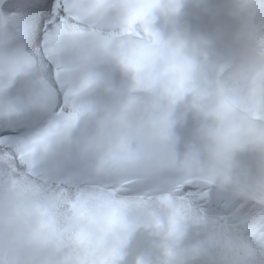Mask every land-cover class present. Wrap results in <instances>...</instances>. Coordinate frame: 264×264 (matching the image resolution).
<instances>
[{
	"label": "clouds",
	"instance_id": "9594fccd",
	"mask_svg": "<svg viewBox=\"0 0 264 264\" xmlns=\"http://www.w3.org/2000/svg\"><path fill=\"white\" fill-rule=\"evenodd\" d=\"M66 2L56 50L40 53L44 67L32 73L77 93L64 110L76 119L0 150V264H122L137 232L151 243L134 264H170L173 222L195 230L233 219L239 203L242 182L225 183L226 150L250 144L251 117L264 113V0H192L218 21L225 49L215 60L176 23L188 0ZM101 61L127 81L115 104L94 109L84 94ZM184 113L198 118V139L180 152L174 127ZM88 117L90 131L74 135ZM61 146L64 155L43 163ZM249 154L241 168L264 167V147ZM192 176L217 185L207 214L181 195ZM230 236L252 250L246 230L234 225ZM256 243L264 248V235Z\"/></svg>",
	"mask_w": 264,
	"mask_h": 264
},
{
	"label": "snow or ice",
	"instance_id": "6c2138e0",
	"mask_svg": "<svg viewBox=\"0 0 264 264\" xmlns=\"http://www.w3.org/2000/svg\"><path fill=\"white\" fill-rule=\"evenodd\" d=\"M5 2L6 0H4ZM13 7L15 11L5 15L2 22L3 27L0 29V93L18 74L32 72L37 67L43 69L42 61L37 64V56L40 53L55 52L60 38L57 35L58 27L61 17L65 14L67 2L66 0H14ZM22 17H28L33 25V32L26 39L30 44H37L38 41L37 46L30 51H26L22 47L11 46L13 35L9 33L7 25L20 21ZM41 20H43L42 35L40 31L36 30ZM84 86L86 87L87 83ZM59 90H62L63 93V103L47 127L26 139H17L0 132V150L11 152L12 148L21 141L41 137L57 124L65 130L71 127L77 114L73 113L70 117H65L64 110L70 103L68 97L77 93L71 91L65 93L62 87ZM59 90L53 89L44 81H41L39 94L29 104L24 106L11 104L0 106V116L10 117L12 114L17 113L21 107L37 110L50 108L56 100ZM27 119L39 122L43 119V115L40 111H36ZM251 127L257 130L264 129V113L256 112L253 114ZM18 130L23 131V129ZM245 151L244 147L231 145L226 150L229 176L231 177L230 184L245 182L248 177L246 169L241 168L236 161L237 154ZM259 167V165H254L250 171L254 172ZM247 182H251V180L247 179ZM216 188L217 185L208 183L206 177L192 176L189 182L182 187L181 195L190 201L193 207L207 214L214 202ZM258 207L260 206L258 205ZM190 230H193V228L187 222H173L170 225L169 243L176 252L170 264H199L201 259L203 264H264V248L254 242L250 252L241 254L239 250L229 247L225 243L224 234L217 231L213 221H209L195 229L200 233V239L194 242L187 239V233Z\"/></svg>",
	"mask_w": 264,
	"mask_h": 264
},
{
	"label": "bare ground",
	"instance_id": "6f19581e",
	"mask_svg": "<svg viewBox=\"0 0 264 264\" xmlns=\"http://www.w3.org/2000/svg\"><path fill=\"white\" fill-rule=\"evenodd\" d=\"M29 24H32V22H29ZM218 223H221V222L219 221ZM224 226L227 228L226 230H223L224 238H225V242L228 243L229 241H232V239L228 236L229 233L227 232L230 230L228 229L226 225ZM218 232H222V231H218ZM231 233L232 232L230 231V234ZM150 243H151L150 238L148 237L147 234L141 233V232L135 233L129 241V245L127 249L128 255H126L122 264H134L136 255L141 252L147 251L150 248ZM239 243L241 245L242 243H245V242L239 241ZM242 247L248 252H250V248L248 246L243 245Z\"/></svg>",
	"mask_w": 264,
	"mask_h": 264
},
{
	"label": "rangeland",
	"instance_id": "374dc122",
	"mask_svg": "<svg viewBox=\"0 0 264 264\" xmlns=\"http://www.w3.org/2000/svg\"><path fill=\"white\" fill-rule=\"evenodd\" d=\"M229 234L228 236L231 238L230 236V231H227ZM222 234H224V232H220ZM187 238L189 241H196L198 239H200V233L198 231H195V230H190L188 233H187ZM194 238V239H193ZM190 239H193V240H190ZM196 239V240H195ZM232 239V238H231ZM226 243V242H225ZM229 247H233V248H236L237 250H239V252L241 254H244V253H247L248 251L245 250L239 243V241H235L232 239V241H229L228 243H226ZM199 264H203V260L201 259Z\"/></svg>",
	"mask_w": 264,
	"mask_h": 264
}]
</instances>
